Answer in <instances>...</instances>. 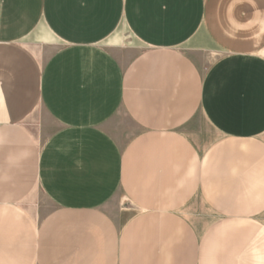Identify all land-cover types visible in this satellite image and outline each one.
<instances>
[{
  "label": "crops",
  "instance_id": "crops-1",
  "mask_svg": "<svg viewBox=\"0 0 264 264\" xmlns=\"http://www.w3.org/2000/svg\"><path fill=\"white\" fill-rule=\"evenodd\" d=\"M0 264H264V0H0Z\"/></svg>",
  "mask_w": 264,
  "mask_h": 264
},
{
  "label": "rangeland",
  "instance_id": "rangeland-1",
  "mask_svg": "<svg viewBox=\"0 0 264 264\" xmlns=\"http://www.w3.org/2000/svg\"><path fill=\"white\" fill-rule=\"evenodd\" d=\"M131 132L132 134L134 133L133 126H132ZM38 198H40V200L36 204L42 205L44 207V210H48L52 206L47 202L45 203L41 201L42 197L40 196V194ZM116 205H117V209L122 213L124 212L125 216H127V217H123V216L116 215V217L114 218L116 223H120V225H123L131 218L130 216H133V214H135V209L132 206V204H130L128 200H126L119 192H116Z\"/></svg>",
  "mask_w": 264,
  "mask_h": 264
}]
</instances>
